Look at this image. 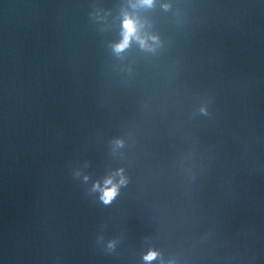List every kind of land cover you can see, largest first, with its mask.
Returning <instances> with one entry per match:
<instances>
[{
	"label": "water",
	"instance_id": "95a60500",
	"mask_svg": "<svg viewBox=\"0 0 264 264\" xmlns=\"http://www.w3.org/2000/svg\"><path fill=\"white\" fill-rule=\"evenodd\" d=\"M125 14L149 48L114 50ZM0 38L178 264H264V0H0Z\"/></svg>",
	"mask_w": 264,
	"mask_h": 264
},
{
	"label": "clouds",
	"instance_id": "9594fccd",
	"mask_svg": "<svg viewBox=\"0 0 264 264\" xmlns=\"http://www.w3.org/2000/svg\"><path fill=\"white\" fill-rule=\"evenodd\" d=\"M142 6L151 7L153 4V0H140ZM140 26L138 24L137 19L132 16L125 14L123 19V32H122V40L114 45V50L117 53L124 51L126 48L129 47L130 43L133 40H136L142 48H149L150 45L148 44V40L151 39L152 41H156V37H143L140 34L139 30ZM120 184L126 183L125 179L121 177L119 182ZM110 185V187H108ZM118 184L113 183L112 179L109 178L105 181V187L102 190L101 199L107 204L109 203L117 194L118 192ZM111 246V245H110ZM157 253L154 251H150L144 259L146 261H152L156 258Z\"/></svg>",
	"mask_w": 264,
	"mask_h": 264
}]
</instances>
